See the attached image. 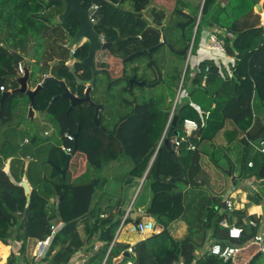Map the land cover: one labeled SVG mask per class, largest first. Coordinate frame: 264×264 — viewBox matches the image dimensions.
I'll return each mask as SVG.
<instances>
[{
  "label": "trees",
  "instance_id": "obj_1",
  "mask_svg": "<svg viewBox=\"0 0 264 264\" xmlns=\"http://www.w3.org/2000/svg\"><path fill=\"white\" fill-rule=\"evenodd\" d=\"M261 1L205 0L198 26V9L188 13L182 10L174 11L175 18L170 19L168 26L164 25L166 13L155 10L151 15L157 27L151 28L141 18L125 16L121 8L117 7L130 3L132 12L140 14L148 9L151 0H86V10L93 4L99 6L95 31L99 36L103 35L107 42L111 43L114 39L113 33H110L111 28L124 22L129 26L124 34L126 37L140 36L145 47L154 48L155 51L150 54L145 52L140 57L121 62L112 59V53L102 54L106 57L104 64H101L104 70L102 74L106 73L108 76H103L101 82L104 83L99 88V92H104L100 101L106 109L101 116V127L94 126L92 111L88 112V109H76L72 113L78 121L77 124L81 126L78 152L87 156V169L79 172L76 179L69 170L65 177L60 172L64 169L67 154L63 148H70L72 152L76 149L75 142L64 136L71 122L65 114L67 104L64 100H59L51 105L49 118L52 124L54 122L56 129H61L59 137L61 136L63 144L60 150L57 147L52 148L47 163L30 162L29 179L38 165L43 167L40 173L43 172L45 177L42 178L37 173L39 184L33 188L29 206H26L24 189L12 183L4 169L0 170V241L6 245L8 240L15 236L17 241L23 243L24 251L29 240L44 241L50 237L53 223L60 221L63 227L55 235L43 259L47 264H69L80 251L101 261L106 259L105 264H124L129 260L133 264H177L181 260L186 264L195 261L202 264H225L214 256L198 258L196 252L201 251L210 241L219 242L225 247L237 246L240 248L239 253L243 248L250 249L256 243L255 235L260 232V219L249 216V221L258 223L256 227H252L250 224L246 225L244 213L227 210L220 214L216 212L218 210H214L216 207L221 210L224 208L219 197L222 194L217 193L218 197H209L204 196L202 192L198 194L195 189L209 187L215 190V183H211L213 168L208 163V156L201 151L202 146L215 143L217 151L222 154L225 148L236 142H242L248 148V140H256L264 131L263 125L255 135L250 133L255 119L264 117V27L261 26V15L255 12ZM55 4L47 3V0H0V99L3 93L10 90L13 92L5 103L3 116L0 117V161L10 158L16 160L11 169L17 182L21 181V178L16 176L14 164L21 165L24 174L26 161L21 158L26 160L27 144L24 132L19 130L20 123H16L14 127V121L20 116L18 111L21 103L23 102L26 108L30 104L26 95L17 92L20 88L18 79L22 77L19 71V65L22 63L19 56L28 60L30 51L33 54L31 60L25 64L31 70L29 85L32 89L42 83L46 75L65 81L73 92L82 94L84 89L82 85H77L76 78L70 72L68 63L71 59L66 56L63 42H60L61 46L55 47V44L48 42L50 49L47 53L53 56L37 59L35 50L42 42V37L38 35L47 29L49 16L57 14L56 11L50 10ZM205 26L215 27L222 33L219 36L225 42L227 55H224V60L205 59L197 65L191 63V58L174 111V116L178 117L176 133L169 136L168 131L167 138L172 140L177 134H182L186 119L194 120L199 125V131L190 138V142L196 145L197 150L191 152L184 144L179 154L172 155L164 143L159 147V142L170 120L176 98L175 90H172L173 100L170 103H167L168 96L163 98V102L157 103L154 98L149 99L143 94L148 87L147 82L161 79L168 61L169 69L174 71L177 78L173 80L172 85L177 86L180 83L183 75L180 72L183 70L182 65L189 54L194 57L198 53ZM62 27L63 37L72 40L79 29L77 17L71 16ZM162 36L164 43H161ZM56 47L59 50L55 49ZM88 50L89 46L85 45L77 51L75 58L73 56L75 74L85 81L92 77L89 69L82 63L88 56ZM114 50L115 48L112 49ZM56 53H59V56L53 58ZM159 55L161 61L157 59ZM171 55L173 59L179 60V66L171 65ZM125 56L126 59L130 55ZM32 60L34 62H31ZM140 60L146 61L144 71L135 67L130 72L129 66ZM51 62L56 64L50 67ZM198 69L201 70L200 73H196ZM115 71H119L122 78L108 82ZM130 78H137L146 86H133L130 89ZM119 83H124V87L116 90ZM62 93L63 90L57 84L49 82L35 99V111L38 108L39 112H45L52 99ZM55 114L63 115L59 118L60 124L55 120ZM3 125H7L4 136L1 134ZM261 155V162H253L252 168L248 167L252 162L248 160V155L244 157V162L248 169H256L257 182L264 184V155ZM153 159L154 162L150 166ZM125 160H129L132 165L126 179L128 187L136 180H142L149 170L144 188L151 191L152 199L145 212L156 228L161 230V233L152 234L136 244V256L131 259L124 257L128 245L115 243L112 246L116 232L126 215L125 210L119 209L123 206L122 198H119L115 205L116 193L114 188L108 187L109 178L97 175L100 171L109 169L110 164ZM227 171L229 173H225L230 174L229 177L232 178V171ZM233 180L236 184L237 181ZM216 184L220 182L216 181ZM122 192L119 197L123 195ZM190 197H193V202L199 201L192 214H189ZM52 199H56L57 203L52 204ZM231 216L236 217L237 225L243 230L238 241H231L228 231L220 225ZM140 220L133 221L130 216L126 223H138ZM179 220L188 223V234L182 239L175 238L170 229L171 225ZM16 227L18 232L15 234L11 230ZM116 227L118 229L115 232ZM210 231L212 235L208 236ZM97 244L102 245L97 249ZM248 253L250 255L246 264H264L261 246ZM8 264H18L14 255L9 257Z\"/></svg>",
  "mask_w": 264,
  "mask_h": 264
},
{
  "label": "crops",
  "instance_id": "obj_2",
  "mask_svg": "<svg viewBox=\"0 0 264 264\" xmlns=\"http://www.w3.org/2000/svg\"><path fill=\"white\" fill-rule=\"evenodd\" d=\"M47 3H56L54 6H52L51 7V12L54 10V11H56L57 12V14L56 15H54V16H49V20H50V22H49V24H48V27H51V29H56V27L55 26H53V24H54V20L56 21V23L57 24H60L61 26H63V24H61V23H59V20H58V16L59 15H61V14H63L64 13V11H65V8H66V5L64 4V3H57V2H52L51 0H47ZM125 4H128L129 5V10H125L124 9V5ZM123 6H122V4L121 5H119V6H117V7H120L121 8V11H122V13L125 15V16H134V15H129V14H125L124 12H128V13H133V14H137L138 16H134V17H136V18H141L144 22H146V24L148 25V27H153V28H156L157 26H156V24H155V22H154V19H153V17H152V15H151V12L152 11H164L165 13H166V21L164 22V25L165 26H168V22L170 21V19L172 18H175L174 16H173V14H174V11H177V10H182V11H185L186 13H188V12H193V11H195V10H197L198 9V22H197V26L199 25V23H200V20H201V13H202V9H203V7H204V4H205V0H199V3L196 5L195 4V1L194 0H151V2H150V6L148 7V9L146 10V11H144L143 13H140V14H138V13H134V12H132V10H131V4L130 3H125ZM260 5H261V8H262V10H263V13H261V14H259L258 12H257V10L255 9V12L257 13V14H259V15H261V17H263V15H264V1L262 0L261 2H260ZM50 10H49V12H50ZM88 11V10H87ZM129 26H127V24L126 23H124V22H122L120 25H114L111 29H112V31L110 32V33H113V35H114V39H113V41H111L112 43H114V42H116V41H118L119 39H123L124 40V42H122L121 41V44L120 45H116V46H114L112 49H114L115 48V50L114 51H112V49H110V52L113 54V57H111L112 59H116L117 61H123V60H127V61H130V60H132L133 58H131V59H128V55H131V54H134V53H136V52H142V50H143V47H145V44H144V42H143V40H142V37H140V36H137V37H126L124 34H125V32L129 29L128 28ZM58 28V27H57ZM196 30H197V27L195 28V33H194V35H193V37H192V39L193 40H191L192 42H191V45H192V48H193V45H194V39H195V34H196ZM216 30H218L217 28H215V27H211V26H205V28L203 29V34H202V41H201V44H200V47H199V51H198V53L196 54V56H191V58H192V62L191 63H193V64H195V65H197L200 61H203V60H205V59H215V60H224V58H225V56L223 55V54H220V53H216V52H211V53H208L207 52V48H208V45H209V43H210V36L212 35V33H214ZM219 31V30H218ZM219 34L220 35H222V33L219 31ZM105 38V37H104ZM131 38H133V39H131ZM106 40V39H105ZM221 40L222 41H224L223 40V38H221ZM161 43H164V38H163V36H162V39H161ZM225 43V42H224ZM74 46V45H73ZM89 46V45H88ZM75 47V46H74ZM133 47V48H132ZM116 48H119V49H116ZM146 48V47H145ZM147 49V48H146ZM153 51H155L154 50V48H151V49H147V51L146 52H148L149 54L150 53H153ZM31 52V51H30ZM106 52H108V51H106ZM106 52H101V53H98L97 54V56H96V58H95V64H96V67L97 68H99V70H103L102 69V65H101V62H100V60L102 59V60H104V59H106V57L105 58H102V54L103 53H106ZM145 52H143L140 56H142L143 54H144ZM164 53H167V52H164ZM107 55H108V53H106ZM33 54H32V52H31V56H32ZM125 55H127L128 57L125 59L124 57H126ZM140 56H136V57H140ZM136 57H134V58H136ZM160 55L159 56H157V59L158 60H160ZM229 57V56H228ZM229 58H231V57H229ZM228 58V60H232V59H229ZM234 59V58H233ZM30 60H27L25 57H24V64H26L27 62H29ZM161 61V60H160ZM31 62H34L33 60L31 61ZM167 64H166V66H167V68H165L164 70L165 71H163L162 73H163V76H161V79H158L156 82H147V84H148V87H152V88H156V87H159L160 85H163L164 87H166V86H168L167 85V83H166V80H168L169 82H174L173 80H176L177 78L174 76V71L172 72L170 69H169V61L168 62H166ZM69 64V67H71L72 69H73V71L75 70V68H74V66H72V65H70V63H68ZM148 64V63H147ZM188 64H189V62H188V56H187V60H186V62H185V64H184V68H183V65H182V71H180V72H182V74L183 75H181V78H180V80H184V74H185V72L184 71H186V68H187V66H188ZM145 66H146V61H143V60H140V61H135L134 63H132L130 66H129V71L131 72V70H133L132 68H135V67H140L141 68V70L142 71H144V69H145ZM163 66H164V64H163ZM167 69V70H166ZM31 71V70H30ZM104 71V70H103ZM106 71V70H105ZM74 74H75V71H74ZM105 75V77H107L108 75L105 73H103L102 74V76H104ZM135 75V74H134ZM49 76H51V75H46L44 78H46V77H49ZM75 76H77L76 74H75ZM150 76H152L151 74H150ZM52 77V76H51ZM78 77V76H77ZM119 77H120V73H119V71H115L114 73H112L111 74V76H110V80L111 81H108V82H114V80H118L119 79ZM172 77H174V78H172ZM157 78H158V76H157ZM160 78V77H159ZM176 78V79H175ZM80 79V78H79ZM82 80V79H81ZM83 81V80H82ZM85 81V80H84ZM103 82V81H102ZM107 82V84H109ZM144 82V81H143ZM183 82V81H182ZM104 83V82H103ZM77 85H81V84H79L78 83V81H77ZM143 85V84H142ZM138 85V87H143V86H146V85ZM124 87V83L123 84H121L118 88H116V90H120L121 88H123ZM29 89L30 90H35L36 88H30V86H29ZM170 89L171 90H177V87L176 86H173V85H171V87H170ZM167 90V89H166ZM168 91V90H167ZM99 94H101V95H104V92H98V94L96 95V99L98 100V101H100V96L101 95H99ZM166 96H168L167 97V103H170L173 99H172V96L170 95H168V94H166ZM101 98H102V96H101ZM151 98H153V97H150L149 99H151ZM103 103V102H102ZM174 103H175V101H174ZM22 105H21V107H20V109L21 110H25V111H27L26 112V114H29V105L27 106V108L24 106V104H23V102L21 103ZM173 109H174V105H173V108H172V110H171V114H172V111H173ZM25 114V115H26ZM171 117V116H170ZM257 119H260V121H261V126H263L264 125V117L262 116V117H257L256 119H255V121L257 120ZM34 121L35 120H37L38 121V123H36L37 124V127L38 128H40L41 129V132H43L44 131V138H43V140H44V142H50V140H52V138L51 139H48L47 137H49L50 136V134H49V130H43V129H46V128H48V127H50L53 131H54V133L56 134V135H58V132H60V131H58L59 129H56V128H54L53 127V124H54V122H53V124H52V122L50 121V118H49V116L48 115H46V114H44V113H40V112H36L35 110H34V119H33ZM16 123H17V121H15V123H14V127H15V125H16ZM57 131H56V130ZM19 130L20 131H22L23 129H22V126H21V124L19 125ZM6 131H7V125H3L2 126V128H1V134L4 136L5 134H6ZM22 133H23V131H22ZM251 133V132H250ZM163 135V134H162ZM61 137V136H60ZM163 137V136H162ZM261 137V136H260ZM259 137V138H260ZM25 138V141L26 140H29L28 138H26V137H24ZM259 138H257L256 139V141L259 139ZM37 140V142L39 143V145L41 146V147H33V151L32 152H29V153H27L26 154V160L24 159V158H21L22 159V161H26V164H28V167L26 168L25 167V172H24V174L22 173V167H21V165H19L18 163H15L14 164V169H15V174H16V176L17 177H20L21 178V181H19V182H17L16 181V179L14 178V176H12V169H11V167H12V164L14 163V161H16L14 158H10V159H7V160H3V163H2V165H3V169H5V166H6V164H7V162L9 161L10 162V165H9V173H10V176H11V178L16 182V183H21L22 181H23V179H24V175H25V173L27 174V176H28V168H29V166H30V162H35V163H39L40 161H45L44 163H47V161L48 160H50V157H51V151H52V148L54 147V146H51L49 149H47L46 148V144H44V142H41V141H39L37 138H34L31 142H29L30 144H34L35 143V141ZM161 140H162V138H161ZM161 140H160V142H159V147L161 146L160 145V143H161ZM30 141V140H29ZM34 141V142H33ZM249 141V143H252V142H255V140H248ZM29 143H26V144H29ZM236 143H240V142H236ZM235 144V143H234ZM234 144H232L230 147H227V148H225L224 149V152H229V151H237L239 148H240V146H237L238 144H236V146H234L233 147V145ZM22 145H23V142H22ZM27 146V145H26ZM50 146V145H49ZM216 147H217V144H215V143H208V144H206V145H204V146H202L201 147V151L203 152V153H205L207 156H212V159H214V161L215 162H217V160H218V158H219V153L222 155V153L221 152H219V151H217V149H216ZM159 149V148H158ZM41 151H43V152H45V151H47V156L46 157H44V159L45 160H41L40 158H39V154H41ZM223 152V153H224ZM25 153H26V150H25ZM249 153H248V151H246V155L245 156H247ZM83 155V154H82ZM81 155V156H82ZM223 156L224 157H227V155H224L223 154ZM154 159H155V157H154ZM154 159H153V161H152V163H151V165L150 166H152V164H153V162H154ZM229 160H231L230 158H229ZM125 162V164H127V165H125V164H123L122 165V163H124ZM253 162L254 161H252V162H250V163H252L253 164ZM85 165H86V169H87V161H86V163H84ZM73 165H77V163H74ZM115 165V166H114ZM125 165V166H124ZM37 166V165H36ZM127 166H129L130 168L132 167V165L130 164V162H129V160H125V161H123V162H115V163H112V164H110V166L108 167V168H113L112 170H116L115 168H117V169H123V168H126ZM249 167V166H248ZM42 168L43 167H41V166H39L38 165V167H36V169L33 171V173H32V178H30L29 179V177H28V181H29V183H30V186H31V188H32V191H33V188L34 187H37V185L39 184V175H37V173L39 172V171H41L42 170ZM249 168H252V167H249ZM70 169V168H69ZM85 169V170H86ZM231 171H232V178L233 179H235V181H237V179H236V175H235V173H236V168H235V166H231ZM74 170V169H73ZM84 170V171H85ZM78 171V169L76 170V172ZM149 171V170H148ZM148 171H147V173H146V175H145V177L142 179V180H140V184L138 185V187H136V189L131 193V194H126V193H124L123 195H121L120 197L118 196L119 194H117L116 193V198H114V204L116 205L117 204V202H118V200H119V198H122V202H123V206H120L119 207V209H123V210H125L126 211V215H127V213H128V211L130 210V213L128 214V218L127 219H129L130 218V216H131V218H132V216L135 214V213H143V214H147L145 211L147 210V208H148V206H149V204H150V202H151V198H152V194H151V191L149 190V189H146V188H144V181H145V179H146V177H147V174H148ZM79 172V171H78ZM73 173V172H72ZM40 176L42 177V178H44L45 177V174L43 173V172H41V174H40ZM77 176L78 175H76V176H74V174H73V177L76 179L77 178ZM212 177V184L213 183H215V186H214V188H215V190H212V188L210 189L209 187H205V188H207L208 189V192H210V195H209V197L210 196H219L217 193H218V191H216V188H217V185H218V187L221 185V183L223 184V182H220V184H216V181H220L219 179H215V177H213V176H211ZM184 178H186L185 177V174H184ZM215 179V180H214ZM11 180V179H10ZM110 183L112 182L111 180L109 181ZM13 183V182H12ZM235 183H237V182H235ZM0 184L2 185V182H0ZM133 185V184H132ZM234 186L236 185V184H233ZM259 185H262L261 183L259 184ZM17 186V185H16ZM131 186V185H130ZM129 186V187H130ZM108 187L110 188V189H112L113 187H111L110 186V184L108 185ZM1 188V187H0ZM124 187L122 186V189H123ZM254 188H255V185H250L249 187H248V189L249 190H254ZM127 189V187L125 188V190ZM145 189L147 190V192L144 194V191H145ZM189 190V189H188ZM198 191V189L196 190L195 189V192H197ZM124 192V191H123ZM127 192V191H126ZM198 193V192H197ZM202 193H204V196H207V192L206 191H202ZM232 190H231V187H230V189H229V191H228V193H219V194H222L221 196H219L221 199H222V203L224 204V208L221 210V209H219V207H216L215 208V210L214 211H216V210H218V211H216V212H219L220 214H222V213H224V212H226L227 210H230L231 212H234V211H239V212H241V213H244L245 215H246V217L247 216H255L256 217V219L258 220V219H260V223H261V225H260V227H262V222L264 221L263 219H262V217H264V206L259 202L260 200H258L257 199V197H255V198H253L252 196H247V194H245L244 195V200H245V203L243 204V203H241L240 204V206H237L236 205V201H232ZM196 194V193H195ZM26 195V194H25ZM26 199H27V196H26ZM27 201V200H26ZM226 201H230V202H232L233 203V208L232 209H227L226 208ZM199 201H196V202H193V197H190L189 198V200H188V205H189V207H190V211H191V213H189V214H192V212L195 210V208H196V206H197V203H198ZM29 203L30 202H28L27 201V205L26 206H29ZM51 203L52 204H55V203H57V200L56 199H52L51 200ZM247 205V206H246ZM250 208H249V207ZM210 208H212V206L210 207ZM247 213V214H246ZM259 214V215H258ZM126 215H125V217H126ZM17 217H18V214H17ZM124 217V218H125ZM189 217H190V215H189ZM124 218H123V220H124ZM142 218V217H141ZM143 218H147L146 220H143V221H141V222H148V221H151L152 219L151 218H149L148 217V214H147V216L146 217H143ZM138 219H140V218H138ZM137 219V220H138ZM133 220V219H132ZM136 220V221H137ZM229 220V221H228ZM227 221L230 223L231 222V220L230 219H228ZM134 221V220H133ZM123 223V222H122ZM121 223V224H122ZM231 223H234V225L235 226H237V227H239L238 225H237V220H236V218H235V220H234V222H231ZM258 224V223H257ZM53 225H55V226H60V228H59V230H61L62 229V227H63V223H61L60 221H58V222H54L53 223ZM132 224L131 223H126V221H125V223H124V226H123V229L125 228L126 229V232L127 233H129V234H131V235H136V240H130L129 238H128V236L127 235H125L124 236V238L123 239H121L120 238V236H121V234L123 233V229H118V231H117V233H119V235L117 236V240H116V243H118V244H123V245H128V248L130 247V246H133V247H135V245L136 244H138V243H140L141 241H144L145 239H147L150 235H146V236H140V235H137V234H133V233H131L130 232V226H131ZM121 227V226H120ZM239 228H241V227H239ZM170 229H171V232H172V234L174 235V237L175 238H177V239H182L183 237H185L187 234H188V223H186V222H184V221H177V222H175V223H173L172 225H171V227H170ZM242 229V228H241ZM261 229V228H260ZM263 229V228H262ZM13 233H17L18 232V229H17V227L16 228H14L13 230H11ZM80 232L82 233V229L80 228ZM260 233V232H259ZM210 235H212L211 234V231L209 232V235L208 236H210ZM116 237V236H115ZM208 238H210V237H208ZM37 240H29L28 242H27V245H26V249L24 250V251H22V245H23V243L22 242H19V241H17L16 239H15V236L14 237H12V238H10L9 240H8V242H7V244L5 245L3 242H1L0 241V264H8V259H9V257L11 256V255H14V257L17 259V262H18V264H47V263H45L44 261H43V259L44 258H35L34 257V251H35V247H36V244H37ZM102 244H97V249L101 246ZM206 247H204L202 250H204ZM199 252L200 251H198V252H196V257H198V254H199ZM203 258H205V257H203ZM106 263V259L104 260V261H101V260H99L98 258L97 259H95L91 254H86V253H84V252H79V253H77L71 260H70V263L69 264H105ZM177 264H186L185 263V261L184 260H181L180 262H178ZM192 264H202V263H197L196 261L195 262H193Z\"/></svg>",
  "mask_w": 264,
  "mask_h": 264
},
{
  "label": "rangeland",
  "instance_id": "obj_3",
  "mask_svg": "<svg viewBox=\"0 0 264 264\" xmlns=\"http://www.w3.org/2000/svg\"><path fill=\"white\" fill-rule=\"evenodd\" d=\"M194 1H195L196 5L199 3V0H194ZM123 7L125 10H129L128 4H125ZM53 26H55L56 29H51V27H47V29L45 31L41 32L38 35L39 37L40 36L42 37L40 39L42 42H40L39 46L37 47V50H35L36 56H38L37 59H39L40 57L47 58L49 56H53L52 54L47 53V51H49V49H50L48 42L55 44L54 47L56 45L59 46L60 42H63L65 44L64 48H65V51L67 53V55H66L67 58L69 60L72 59L73 56L69 53L70 49L73 48V45H74L72 40H67L63 37V35H62L63 34V31H62L63 27L60 24H57L55 20H54ZM194 33H195V31H194ZM66 45H67V48L65 47ZM55 49L59 50L58 47H56ZM191 49H192V45H191ZM106 53L110 54L111 52L108 51ZM57 56H59V53H56V55L53 58H56ZM102 58H104V56H102ZM171 58H172L171 61H173L171 63V65H175V64L177 66L180 65V63H178L179 60H177V58L173 59L174 58L173 55H171ZM100 62H101V64H104V61L102 59L100 60ZM55 64H56V62H51L50 67H53ZM183 68H184V64H183ZM102 79H104L103 76H102ZM182 81H183V79L176 86L177 90L175 91L176 98H175L174 107H175V105H177L178 100L180 98V93H181V89H182L181 88L182 87ZM166 83L168 85L166 87H164L163 85H160L159 87H156V88L147 87L144 94H143L144 97L145 96H147L149 98L153 97L154 100L157 101V103L163 102V98L166 96V94H168L170 96L173 93V91L170 89V87L172 84H174V82L171 83L169 81H166ZM30 88H31V86H30ZM113 91H114V93H117L116 90H113ZM17 110H16V113H17ZM26 112L27 111H25L24 109L23 110L19 109L18 115H20V116L17 119V123H20L22 126V129H23L22 131L24 132L25 137L28 138L30 140V142L34 138H37L39 141L44 142V140H43L44 131L41 132V129L38 128L37 124H36V123H38V121L37 120H35V121L31 120L29 118V114H26ZM36 112H39L38 108L36 109ZM260 123H261L260 119H257L254 126H253V129L251 130L252 135H255L256 133H258L261 130L262 126ZM53 127H54V125H53ZM43 130H49L50 136L47 138L48 139L52 138V140H50V142H44V144L47 143L46 148L49 149L51 146H54V147L59 148V150H60V147L63 144V142L61 140V137H59V132H58V135H56L50 127L43 129ZM256 143H257L256 140H255V142L250 143V146L248 148H246V145H244L242 142L235 143L233 145V147L236 146V144H238L237 146H240V148L237 151L231 150L229 152H224L223 154L227 155V157H224L223 154L221 155L219 153V158H218L217 162L212 161V156H208V159H207L208 163H210V165H211V168H213V172H212L213 177H215V179L217 180L220 176L219 179H222L223 181H218V182H224L219 187H217L218 193H228V191L231 187V190L233 192L231 198H232V201H236L237 206H240L241 203H243V204L245 203V200H244L245 194H247V196H252L253 198L257 197V199L260 200L259 202L264 206V184L259 185L260 183H258L256 180V169H248L245 165V162H244V157L246 155V151H249L248 152L249 153L248 154V158H249L248 160L254 161L257 164H259L261 162L262 155L254 147V144H256ZM33 147H41V146L39 145L38 142H36L34 144L29 143V144H27V146L25 148V150H26L25 154L32 152L34 150ZM43 156L44 157L47 156V151H45V152L41 151V154H39V158L41 160H45ZM229 158L231 160H229ZM86 161H87V156H84V155L78 156L76 159H74L73 163L70 166V169H69L70 173L73 172L74 176H76V175L80 174L79 172H84V170L86 169V165L84 163H86ZM2 163H3V160L1 159L0 170L3 169ZM74 163H77V165L76 166L73 165ZM123 164H125V162L122 163V165ZM125 165H127V164H125ZM232 165L235 166V168H236L235 175H236L237 183L235 186L233 185L234 184L233 178L229 177L230 174L225 173V172H228L227 170L231 171ZM77 169L79 172L78 171L76 172ZM112 169L113 168L106 169L104 172L100 171L97 175L100 177H108L109 180L112 181L110 183V186L115 189V193L119 194L120 192H122V186L124 188H125V186H127V189L124 190V192H122V194H124V193L131 194L136 189V187H138V185L140 184V181L136 180L132 186L128 187V185L126 183V179H128V177H129L128 173L131 169L129 166H127L126 168H123V169H117V168H115L116 170H112ZM38 174H41L40 171L38 172ZM250 185H255L254 190L248 189V187ZM202 191H206L208 193L207 196L210 195V192H208V189L204 188V187H201L200 189H198V194H201ZM146 192H147V190L145 189L144 194ZM248 217L249 216H247L246 220H245L246 225L250 224ZM235 218L236 217L231 216V218H230L231 222H234ZM140 219H141V221H143V220H146L147 218L142 217ZM262 219L264 220V217H262ZM231 222H230V225H234V223H231ZM117 229H118V227L115 228V232L117 231ZM121 229H123V227ZM263 233H264V221L262 222V227L260 229V234H263ZM116 234H117V232H116ZM125 235H127L130 240H136V235H131V234L127 233L126 229L124 228L123 233L121 234L120 238L123 239ZM149 235H152V234H149ZM259 246L260 245L258 243H254V245L248 250H245L247 248H243L241 253H239L238 255H236L233 258L232 264H246L248 259H249V255H250V253H248V251L258 249Z\"/></svg>",
  "mask_w": 264,
  "mask_h": 264
},
{
  "label": "water",
  "instance_id": "obj_4",
  "mask_svg": "<svg viewBox=\"0 0 264 264\" xmlns=\"http://www.w3.org/2000/svg\"><path fill=\"white\" fill-rule=\"evenodd\" d=\"M51 1L57 2V3H64L66 5L64 13L58 16L59 23L63 24L73 15H75L77 17V20L79 22V29H78L76 35L74 36V38L72 39V42H73L76 49H79L84 43L89 45L88 56L82 63L84 66L92 69L93 77L89 82L82 81L81 79H79V77L75 76L73 69L70 67V72L73 73L74 77L76 78V80L78 81L79 84L89 85V88L87 89V92L85 93V97H83V98H79V97L75 96L70 91V89L68 88L65 81L57 80L56 78L51 77V76L46 77L42 81V83H40L36 87L35 90H30L28 87V83H29V79H30V68H28L24 64V66H25L24 67V70H25L24 76H22L18 79L20 88L17 90V92L22 93L29 98V100H30L29 118L31 120L34 119L35 99H36L38 93L40 92V90L42 88H45L49 82H53V83L57 84L63 90V93L52 99L46 113L49 112L51 105L54 104L55 102L59 101V100H68L70 102V108L67 112L68 115H70L71 111L75 107H78L83 103H91L90 92L96 83V76H97V70H96V64H95L96 55L99 52H106V51H109L110 49H112L114 46L120 45L121 41L124 42L123 39H119L118 41H116L114 43L106 42V43L102 44L100 42V36L95 31L96 23H93L90 21L89 12L84 7V3L86 0H51ZM256 10L259 14L263 13V10H262L260 4L256 6ZM124 13L129 14V15L138 16L137 14H133V13H128V12H124ZM131 39H133V38H131ZM146 51H147V49L145 47H143L142 52H136V53L130 55L128 57V59L134 58L136 56H140L143 52H146ZM19 58H20L21 62L24 61V57L19 56ZM31 58H32V56H31V52H30L28 60H31ZM134 82H137L136 79H134ZM138 84L142 85V83H138ZM12 93L13 92H11V91L3 93V95L0 99V108H1L0 117L3 116L2 114H3L5 103L8 99V97L12 95ZM101 110H104L103 106L100 105V106L96 107L95 120L97 123L99 121V114H100ZM177 122H178V117L174 116L173 120L171 122L170 129H169V136L171 134L176 133ZM261 136H264V131L262 132ZM164 145L172 153V155H176L174 152V148H173V145L171 143V140L169 138H166L164 140ZM70 160H71V156H68L66 168L61 172L64 177L66 176V173L69 170ZM9 165H10V162L8 161L6 166H5L4 171L9 175L11 181L15 185L22 187L24 189L25 194L27 196V201L30 202L31 201L32 188H31L30 183L28 181L27 174L25 173L24 179L21 183H16L10 176ZM27 167H28V164H26V168ZM184 174H185V171H184ZM146 216H147V214L135 213L132 216V219L134 221H136L138 218L146 217ZM124 257L130 259L131 255L129 253L125 252ZM226 264H230V261H228Z\"/></svg>",
  "mask_w": 264,
  "mask_h": 264
},
{
  "label": "built area",
  "instance_id": "obj_5",
  "mask_svg": "<svg viewBox=\"0 0 264 264\" xmlns=\"http://www.w3.org/2000/svg\"><path fill=\"white\" fill-rule=\"evenodd\" d=\"M99 11V6L96 4H93L89 9V18L90 21L93 23H96V18H97V13ZM261 26L264 27V15L262 17L261 20ZM100 42L102 44H104L105 38L103 35L100 36ZM67 48V45L65 46ZM77 49L73 46V48L70 49V53L71 55H75L76 54ZM207 52L211 53V52H216V53H220L223 55H227V48L226 45L224 43V41L221 40L220 36H219V31L216 30L214 33H212V35L210 36V43L208 45L207 48ZM191 60V54H189L188 56V62H190ZM70 64L72 65L73 62L71 61ZM24 64L23 62L19 65V71L21 76H24ZM208 71V69H207ZM201 70L198 69L196 73H200ZM205 82L203 83V85H205ZM1 90L3 91V88H1ZM176 107V105H175ZM175 107L174 110L172 111L168 126L166 128V131L163 135V138L161 140L160 144L164 143V140L167 138V133L170 129L171 126V122L173 120L174 117V111H175ZM209 116V114H207V117ZM199 131V125L196 121L191 120V119H186L184 121L183 124V132L182 134H177L172 140L171 143L173 145L174 148V152L175 154H179L181 147L186 144L187 145V149L191 152H195L197 150L196 145H194V143L190 142V138L195 135L197 132ZM65 138H67L69 141H73V137L69 134H65ZM25 143H29V140H26ZM255 149L264 155V136H261L258 140L257 143L254 144ZM63 150L67 153L70 154L72 153V150L70 148H63ZM249 167H253L252 163L248 164ZM226 208L227 209H232L233 208V203L230 201H226ZM130 213V210L128 211L126 217L123 220V223L121 224L120 229L124 226L125 221L128 218V214ZM103 217V216H102ZM221 227L225 230L228 231V237L231 241H238L241 239L242 234H243V230L235 225H230V223L227 220H223L220 223ZM250 225L252 227H256L258 224L256 221H250ZM60 226H53L52 227V234L50 237H48L46 240L44 241H38L35 247V251H34V257L35 258H44L47 255V252L49 251L50 246L52 245L53 239L55 237V235L57 234V232L59 231ZM130 232L133 234H137L140 236H146L149 234H159L161 233V230L156 228L155 224L153 221H148V222H138V223H133L130 226ZM119 235V233L116 234V237L114 239V242L112 244V246L116 243L117 240V236ZM254 241L256 243H258L261 246V252L264 253V233L260 234L257 233L254 237ZM240 251V248L237 246H223L221 243H217V242H212L210 241L207 245L206 248L204 250H201L198 254V258H203L206 256H214V257H218L220 260H222L225 264L230 261L235 255H237ZM127 253H129L132 257H135V251H134V247L130 246L127 250ZM130 258V259H131ZM124 264H133V262L131 260L127 261Z\"/></svg>",
  "mask_w": 264,
  "mask_h": 264
},
{
  "label": "flooded vegetation",
  "instance_id": "obj_6",
  "mask_svg": "<svg viewBox=\"0 0 264 264\" xmlns=\"http://www.w3.org/2000/svg\"><path fill=\"white\" fill-rule=\"evenodd\" d=\"M106 41V40H105ZM107 42V41H106ZM105 42V43H106ZM85 45H88V44H83L79 49H77V51L78 50H80V49H82ZM77 51H76V53H77ZM89 51V50H88ZM110 51V50H109ZM99 53H101V52H99ZM74 56V55H73ZM75 56H76V54H75ZM75 56H74V58H75ZM97 56V55H96ZM71 59L70 61H69V63L72 61L73 62V64H72V66H74L75 65V59ZM71 65V64H70ZM86 67V66H85ZM86 68H88V67H86ZM89 69V71H90V73H91V75H92V77H93V71H92V69L91 68H88ZM96 70H97V76H96V83H95V85L93 86V88H92V90H91V92H90V98H91V103H83V104H81L80 106H78V107H75L72 111H71V113H70V115H68L67 114V112H68V110H69V108H70V102L68 101V100H64L65 101V103L67 104V110H66V112H65V114H66V118H68L71 122L69 123V126H70V128L65 132V134H69V135H71L72 137H73V141L75 142V145H76V149H75V151L74 152H72V153H70V154H66V161H65V164H64V169L66 168V165H67V157L68 156H71V160H70V166H71V164L73 163V161H74V159H76L78 156H81L82 155V153H79L78 152V147H77V143H78V140H79V137H80V132H81V126L80 125H78L77 123H78V121L73 117V115H72V113L76 110V109H82V108H84V109H88V112H90V111H92V114H93V119H92V123L94 124V126L95 127H101V116H102V113L106 110L105 109V107H104V105H103V103H102V101H98L97 99H96V95L98 94V92H99V88H100V86L102 85V83L103 82H101V80H102V72H103V70H99V68H97L96 67ZM135 76V75H134ZM92 77H91V79H92ZM122 77H120L119 79H121ZM90 79V80H91ZM90 80H88V81H86V82H89ZM84 81V80H83ZM136 81L137 82H134V79H132V78H130V79H128V84L130 85V89H132L133 88V86H138L139 84L138 83H142L141 81H139V80H137V78H136ZM99 82H101V83H99ZM121 84H123V83H119L118 85H116V88H118L119 87V85H121ZM143 84V83H142ZM83 87H84V89L82 90V94L80 93V92H73L70 88V91L75 95V96H77V97H79V98H83V97H85V93L87 92V89L89 88V85H82ZM28 87H29V83H28ZM8 92H10V91H8ZM61 95V94H60ZM99 95H101V94H99ZM57 96H59V95H57ZM56 97V96H55ZM103 106L104 107V110H101L100 111V114H99V121H98V123L96 122V120H95V112H96V107H98V106ZM47 111V110H46ZM46 111L45 112H43L44 114H46V115H48L49 116V112H47L46 113ZM41 113V112H40ZM61 116H63V115H58V114H55V120L60 124V121L61 120H59V118L61 117ZM69 122V121H68ZM58 131H60L61 132V129H59ZM65 134H64V136H65ZM70 168V167H69ZM64 169H62V170H60V172H62Z\"/></svg>",
  "mask_w": 264,
  "mask_h": 264
}]
</instances>
